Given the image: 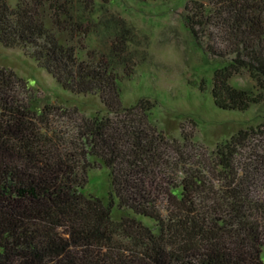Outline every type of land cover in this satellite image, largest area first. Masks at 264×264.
I'll list each match as a JSON object with an SVG mask.
<instances>
[{"label": "trees", "instance_id": "obj_1", "mask_svg": "<svg viewBox=\"0 0 264 264\" xmlns=\"http://www.w3.org/2000/svg\"><path fill=\"white\" fill-rule=\"evenodd\" d=\"M90 4L0 0V42L24 48L63 88L99 95L106 110L57 127L53 106L0 68V264H264V124L212 150L166 135L150 119L149 98L122 102L121 82L134 71L122 56L125 30L107 50L80 56ZM184 17L227 60L214 74L215 103L260 102L264 0H193ZM242 70L259 92L231 82ZM101 165L109 199L84 191L89 169Z\"/></svg>", "mask_w": 264, "mask_h": 264}, {"label": "rangeland", "instance_id": "obj_2", "mask_svg": "<svg viewBox=\"0 0 264 264\" xmlns=\"http://www.w3.org/2000/svg\"><path fill=\"white\" fill-rule=\"evenodd\" d=\"M9 2L15 5L17 0ZM192 2L93 0L87 10L92 30L84 39L86 49L80 56L85 57L88 50H107L116 32L125 30L122 56L128 57L134 71L121 82L123 104L149 98L154 103L150 119L159 130L178 139L185 133L198 146L212 150L241 127L264 124V98L245 110L225 109L215 103L214 74L227 60L210 53L192 34L184 17ZM83 9L78 6L79 11ZM0 68L26 80L42 105L53 106L50 118L57 127L106 112L99 95L63 88L24 48L0 42ZM231 82L259 92L256 80L246 70L232 76ZM19 88L21 92L23 88ZM84 191L109 199L112 185L106 165L89 169ZM141 218L154 222L147 216ZM261 257L264 260V247Z\"/></svg>", "mask_w": 264, "mask_h": 264}]
</instances>
